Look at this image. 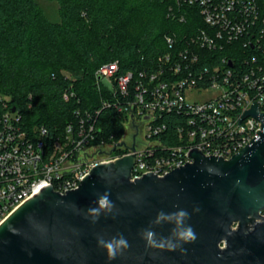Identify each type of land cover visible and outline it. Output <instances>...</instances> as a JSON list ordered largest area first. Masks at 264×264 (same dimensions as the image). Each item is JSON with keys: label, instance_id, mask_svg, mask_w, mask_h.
<instances>
[{"label": "built area", "instance_id": "obj_1", "mask_svg": "<svg viewBox=\"0 0 264 264\" xmlns=\"http://www.w3.org/2000/svg\"><path fill=\"white\" fill-rule=\"evenodd\" d=\"M177 1L197 7L203 26L193 23L196 31L186 39L166 37L171 52L160 57V69L120 74L113 62L96 72L99 87L115 98L104 108L126 115L133 143L124 136L118 143L101 138L99 110L74 111L76 122L60 136H51L45 126L30 131L20 110L13 112L9 99L0 97V225L44 190L78 189L98 165L136 154L132 180L151 173L164 177L193 163V150L230 159L258 137L262 123L241 118L253 102L264 112V0ZM237 42L242 50L252 49L240 62L229 53L212 59L214 53L235 50ZM209 90L214 92L209 99L190 101ZM73 96L66 91L63 99ZM140 135L150 143L139 146Z\"/></svg>", "mask_w": 264, "mask_h": 264}, {"label": "water", "instance_id": "obj_2", "mask_svg": "<svg viewBox=\"0 0 264 264\" xmlns=\"http://www.w3.org/2000/svg\"><path fill=\"white\" fill-rule=\"evenodd\" d=\"M245 116L262 130L230 159L196 149L193 163L132 180L134 154L76 190H44L0 225V264H264V112L253 102ZM189 228L195 239L181 235ZM121 237L128 247L110 259L99 240Z\"/></svg>", "mask_w": 264, "mask_h": 264}, {"label": "trees", "instance_id": "obj_3", "mask_svg": "<svg viewBox=\"0 0 264 264\" xmlns=\"http://www.w3.org/2000/svg\"><path fill=\"white\" fill-rule=\"evenodd\" d=\"M56 1L58 22L47 18L38 0H0V97L20 110L28 130L45 126L51 136L76 122L74 111L99 110L101 138L118 143L127 117L118 108H104L115 98L99 87L97 70L113 62L120 74L160 69V57L171 52L166 37L192 36L203 26L199 10L177 0ZM239 45L212 59L229 53L240 62L252 49ZM66 91L74 93L67 102Z\"/></svg>", "mask_w": 264, "mask_h": 264}, {"label": "rangeland", "instance_id": "obj_4", "mask_svg": "<svg viewBox=\"0 0 264 264\" xmlns=\"http://www.w3.org/2000/svg\"><path fill=\"white\" fill-rule=\"evenodd\" d=\"M39 5L41 6V8L43 9L44 13L46 14L47 18L51 21V22H58L60 20V5L58 3V1L56 0H38ZM214 92L206 91L203 92L201 94L195 95L193 96L190 101H198V102H202L205 101L207 99H209ZM133 128L131 125L127 126V130L126 133L124 135V141H126L128 144L133 143ZM137 141L139 142L138 145H145V144H149V140H147V142L144 141V137L143 135H140L137 139Z\"/></svg>", "mask_w": 264, "mask_h": 264}, {"label": "clouds", "instance_id": "obj_5", "mask_svg": "<svg viewBox=\"0 0 264 264\" xmlns=\"http://www.w3.org/2000/svg\"><path fill=\"white\" fill-rule=\"evenodd\" d=\"M99 205H100V208H110V204H109V201H108V196L107 194H105L104 196L100 197L99 199ZM94 214H98V210L97 209H93L92 210ZM181 216H185L186 213L184 212H181L180 213ZM182 236H186L188 238H191V239H195V235H194V232L189 228V230L187 231V233H181ZM151 236L152 234L151 233H148L147 234V237H148V240L149 242H151ZM99 243L103 246H105L107 249H108V252H109V258L112 259L115 257V254H116V250L117 249H120V248H127L128 247V243L127 241L121 237L119 240H113L112 242H109V243H105L102 239L99 240Z\"/></svg>", "mask_w": 264, "mask_h": 264}]
</instances>
